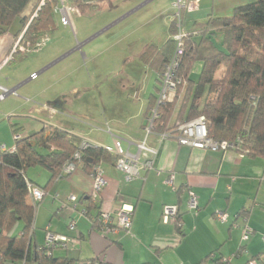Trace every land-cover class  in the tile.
I'll return each instance as SVG.
<instances>
[{"label": "crops", "instance_id": "1", "mask_svg": "<svg viewBox=\"0 0 264 264\" xmlns=\"http://www.w3.org/2000/svg\"><path fill=\"white\" fill-rule=\"evenodd\" d=\"M39 1L31 0L25 14L31 13ZM250 1L254 0H198L197 8L190 9V12L198 17L202 15L200 24L203 25L208 16H230L236 6ZM185 13V10L181 12L182 24L188 27L193 19L191 17L185 22ZM19 28L15 21L8 32L0 35V85L16 91L0 99V153L13 149L15 133L22 139L37 131L45 123L42 116L50 103L42 86L36 92L29 87L34 72L29 73V77L22 72L28 71L29 66L26 62L17 64V54L14 60L3 62ZM49 65L48 59H41L37 72L43 74ZM201 67L200 62L195 63L192 76L198 74ZM46 124L110 148L113 147L114 136L120 137L126 148L128 142H139L144 135V119L135 123L133 129L126 123L116 127L114 133L107 129L110 145L98 137L89 138L59 124ZM148 143L156 147L158 153L152 168L141 170L140 177L128 181L115 167V162L103 163L106 185L95 203L89 198L91 175L82 165L70 175L55 179L45 189L49 173L40 167L28 169L27 178L45 192L35 207L33 243H44L47 228L55 233L71 235L68 223L73 219L80 234V244L55 251L56 256L72 259L73 264L102 254L110 264H196L205 257L201 264H246L251 257L264 254L263 158L233 149L210 151L190 148L179 145L172 138L161 139L157 133L149 136ZM131 147L135 150L132 151ZM129 151L137 153L134 144L130 145ZM143 158L140 156L139 162ZM190 193L197 201L198 209L195 211L187 208ZM70 195H74L76 200L69 201ZM26 201L32 203L29 197ZM123 205L132 209L129 232L103 235L94 224L98 213H116ZM164 205L178 206L180 230L172 222L161 221ZM216 212H224L226 222L216 221L213 217ZM243 217L252 229L246 241L241 239L240 222ZM15 231L20 233L21 226L17 225ZM240 246L247 253L234 256Z\"/></svg>", "mask_w": 264, "mask_h": 264}, {"label": "trees", "instance_id": "2", "mask_svg": "<svg viewBox=\"0 0 264 264\" xmlns=\"http://www.w3.org/2000/svg\"><path fill=\"white\" fill-rule=\"evenodd\" d=\"M30 1L0 0V35L8 32L15 21L20 25L15 39L25 30L24 41L33 45L46 35L54 21L55 0L47 2L38 17L29 22L36 7L25 14ZM171 31V35L177 31L173 20ZM174 46L169 37L161 46L151 44L140 54L157 74V80ZM183 46L178 69L181 83L173 100L158 104L152 133L173 131L177 124L203 115L209 135L219 141L240 143L249 156L264 159V0L238 5L227 17L208 16L203 27L186 34ZM197 62L202 67L193 77ZM155 104L156 95L151 94L143 112L144 127ZM15 134L18 138L13 149L0 153V264H73L72 259L56 256L55 252L46 255L43 244L33 243L38 201H26L28 183L34 185L26 172L35 167L45 169L49 173L45 189L58 176L63 177V165L73 161L76 153L89 173L97 163L113 164L117 155L95 142L81 149L83 138L46 123L25 138ZM180 220L178 213L173 223L178 230ZM17 225L21 226L20 233L15 231Z\"/></svg>", "mask_w": 264, "mask_h": 264}, {"label": "rangeland", "instance_id": "3", "mask_svg": "<svg viewBox=\"0 0 264 264\" xmlns=\"http://www.w3.org/2000/svg\"><path fill=\"white\" fill-rule=\"evenodd\" d=\"M173 1L102 0L96 6L82 7L81 15L74 16L75 35L54 13L40 47L16 56L17 64L29 66L24 74L34 72L29 87L36 92L42 86L47 92L50 103L41 115L43 121L98 137L107 145L111 144L107 129L114 133L123 123L131 129L141 123L149 96L158 93L159 81L140 54L146 46H161L175 37L177 31L171 35ZM185 11L184 21L192 17L193 22L188 27L181 22V32L204 26L202 15ZM76 43H82L79 49ZM41 59L50 62L43 74L37 72Z\"/></svg>", "mask_w": 264, "mask_h": 264}, {"label": "built area", "instance_id": "4", "mask_svg": "<svg viewBox=\"0 0 264 264\" xmlns=\"http://www.w3.org/2000/svg\"><path fill=\"white\" fill-rule=\"evenodd\" d=\"M102 0H55L53 5V13L57 14L59 17V22L65 27H69L72 33L75 35L76 29L74 27V16L81 15V8L87 6H96ZM50 0H40L36 5L34 11L32 12L29 22L37 18L42 8ZM175 10V16L173 18L174 25L177 29L175 37H172L174 40L175 46L173 53L169 60L166 62L162 73L158 76L159 89L156 95V104L155 107L151 109V116L147 119V123L144 127L143 138L136 143H127V147L124 148L122 145V139L120 137H113V147H105L110 153L117 155L115 161V167L123 172L125 179L130 181L134 178L140 177L141 170H147L152 168L154 159L158 153V149L154 146H151L148 143V138L152 134V120L156 115V109L159 103L166 101H171L176 95V88L181 83V78L178 76V69L180 63V57L183 54V38L186 37L185 32H181V12L187 9H195L198 6V0H174L172 4ZM23 30L18 37L14 40L12 47L6 56L3 62H8L14 60V56L18 53H25L31 49H38L42 42L47 38V35L41 38L38 42L31 45L29 42H25L23 39ZM76 48L79 49L82 43H76ZM35 76L32 74L31 78ZM1 95L0 99H4L5 95L8 93L15 94L16 91L9 90L0 85ZM161 139H174L179 145L197 148L201 150H210V151H226L229 149L240 151L243 154H247V149L242 148L239 144H235L230 141H219L208 134V122L206 118L201 115L195 119H192L187 122L177 124L173 131L164 132L158 134ZM14 140L18 138L17 134H14ZM91 141L83 138L80 145L81 149L87 147ZM131 144H134L137 153L132 154L129 151ZM143 156L142 162H139V157ZM80 155L76 153L74 155V160L65 163L61 169L60 176L63 177L70 175L77 167L82 165L80 160ZM76 159V160H75ZM92 178V189L89 194L91 202L95 203L99 199V195L102 189L106 185V180L104 178L103 163H97L93 165L90 172ZM58 178H61L58 176ZM56 178V179H58ZM173 175L169 178L171 183ZM28 193L32 201H40L45 195L43 189L38 186L28 183ZM69 201H75L76 197L70 195L68 197ZM187 208L190 211H195L198 209L197 201L195 196L190 193V198L187 201ZM84 212V211H83ZM179 213V208L177 205H164L161 212V221L163 223H168L176 220V217ZM131 215L132 209L123 205L120 210L116 213L108 211H100L95 219L96 228L103 234H117L120 232L128 233L131 228ZM214 219L220 223H224L227 220V215L224 212H216L214 214ZM246 217L242 219V241H246L252 233V229L246 223ZM68 229L72 233L71 235H63L59 233L52 232L48 228L45 231L44 243L42 249L46 251V255H51L52 252L57 250H66L68 247L78 246L81 242L80 234L76 229L75 220L71 219L68 223ZM264 241V236H263ZM238 251L234 256H239L242 253H247L244 247H239ZM21 264H24L22 262ZM78 264H110L106 261L104 254L97 255L96 257L89 260H82ZM246 264H264V254L259 255L258 257L250 258Z\"/></svg>", "mask_w": 264, "mask_h": 264}, {"label": "water", "instance_id": "5", "mask_svg": "<svg viewBox=\"0 0 264 264\" xmlns=\"http://www.w3.org/2000/svg\"><path fill=\"white\" fill-rule=\"evenodd\" d=\"M88 162H91V160H90V159H88Z\"/></svg>", "mask_w": 264, "mask_h": 264}]
</instances>
